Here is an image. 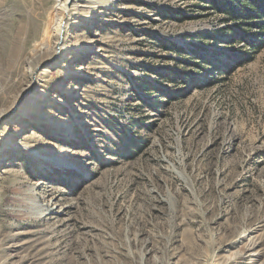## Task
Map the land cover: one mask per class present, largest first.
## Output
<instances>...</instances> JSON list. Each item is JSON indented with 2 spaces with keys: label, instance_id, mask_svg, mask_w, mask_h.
Segmentation results:
<instances>
[{
  "label": "rangeland",
  "instance_id": "1",
  "mask_svg": "<svg viewBox=\"0 0 264 264\" xmlns=\"http://www.w3.org/2000/svg\"><path fill=\"white\" fill-rule=\"evenodd\" d=\"M263 24L0 0V264H264Z\"/></svg>",
  "mask_w": 264,
  "mask_h": 264
},
{
  "label": "bare ground",
  "instance_id": "2",
  "mask_svg": "<svg viewBox=\"0 0 264 264\" xmlns=\"http://www.w3.org/2000/svg\"><path fill=\"white\" fill-rule=\"evenodd\" d=\"M62 25H63V24H62ZM62 25H61V28H60V30H59V34L61 33ZM62 48H63V47H62ZM78 72H79V71H78ZM78 72H77V73H78ZM22 148H23L24 150H26V151L29 152V150H28L29 148H28V147L23 146ZM29 153L32 154V155H35V154H34L33 152H31V151H30ZM38 155L40 156V154H37V155H35V156L39 157ZM43 160H44V161H47V162L49 161V159L46 158V157H45ZM19 214H20V215H26V216H27V215H28V212H27L26 209H24V210H20V211H19Z\"/></svg>",
  "mask_w": 264,
  "mask_h": 264
},
{
  "label": "trees",
  "instance_id": "3",
  "mask_svg": "<svg viewBox=\"0 0 264 264\" xmlns=\"http://www.w3.org/2000/svg\"><path fill=\"white\" fill-rule=\"evenodd\" d=\"M251 3H252V4H253V3L255 4L254 1H252ZM255 5H256V4H255ZM256 6H257V5H256ZM226 7H227V6H226ZM255 9H256V11H258V13H259L260 10H258V7L255 8ZM227 14H230L229 10H227ZM261 29L264 31V24L261 26Z\"/></svg>",
  "mask_w": 264,
  "mask_h": 264
}]
</instances>
